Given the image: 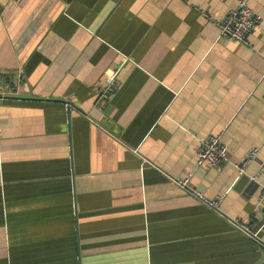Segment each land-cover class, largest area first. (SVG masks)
<instances>
[{
  "label": "crops",
  "instance_id": "0c3cea01",
  "mask_svg": "<svg viewBox=\"0 0 264 264\" xmlns=\"http://www.w3.org/2000/svg\"><path fill=\"white\" fill-rule=\"evenodd\" d=\"M238 1L0 0V264L264 262V23L223 37ZM110 67L120 87L98 105ZM210 135L220 168L197 164Z\"/></svg>",
  "mask_w": 264,
  "mask_h": 264
},
{
  "label": "built area",
  "instance_id": "2783aa9c",
  "mask_svg": "<svg viewBox=\"0 0 264 264\" xmlns=\"http://www.w3.org/2000/svg\"><path fill=\"white\" fill-rule=\"evenodd\" d=\"M263 23V16L251 7L250 0H239L237 5L232 7L223 19L217 21L223 37L229 41L239 42L242 44H247L250 34L259 29ZM7 77L8 72L2 73L1 84L3 83L4 88H0V105L6 100L8 94H10L6 92L5 89L9 88L12 90L13 88ZM22 78L23 74L20 72L17 80H22ZM17 80L15 79L14 84ZM119 87L120 80L118 69L111 67L108 68L104 74V78L98 86V105L107 103L111 100L118 91ZM257 156L258 149L251 150V152L239 164H237L236 167L238 172L240 174H245L248 166ZM228 161L229 154L227 147L222 141L220 135H210L201 141L198 148L197 160V164L199 166L209 163L213 167L220 168ZM177 183L208 208L218 213H222L221 204L223 200L221 196L215 198L206 196L203 192L190 186L189 177L187 176L184 179H177ZM257 205L264 208V186L260 189V196ZM233 220L242 231L244 230L250 235L255 233L256 237L254 238L260 239L258 234L254 232L252 223H244V221L239 218Z\"/></svg>",
  "mask_w": 264,
  "mask_h": 264
},
{
  "label": "rangeland",
  "instance_id": "374dc122",
  "mask_svg": "<svg viewBox=\"0 0 264 264\" xmlns=\"http://www.w3.org/2000/svg\"><path fill=\"white\" fill-rule=\"evenodd\" d=\"M252 7V6H251ZM253 8V7H252ZM111 68H113V67H111ZM107 70V69H106ZM21 71H17L16 72V75H15V77H14V79H18V76H19V73H20ZM106 72V71H105ZM105 74V73H104ZM104 78V77H103ZM20 80H17L16 81V84H18V82H19ZM6 88V87H5ZM7 89V91H8V93H12V90L11 89H9V88H6ZM222 139V138H221ZM200 146V145H199ZM199 148V147H198ZM253 149H257L256 147L255 148H253ZM253 149H251V150H253ZM251 152V151H250ZM249 152V153H250ZM248 153V154H249ZM247 154V155H248ZM206 164V163H205ZM199 166V165H198ZM191 175H192V173H186V175H185V177H183V178H181V179H184V178H186V176L187 177H189V182H190V178H191ZM176 182H177V180H176ZM179 185V184H178ZM222 197V200L224 199V197L223 196H221ZM223 203V202H222ZM221 207H222V204H221ZM222 213H223V210H222ZM233 219H237V218H233ZM244 221V223H248L249 222V224H251V222H250V220L249 219H247V220H243ZM244 231V230H243ZM247 235H249V236H251V237H256V235H255V233L254 234H249V233H247L246 231H244ZM255 232V231H254ZM257 233V232H256ZM258 234V233H257ZM260 238V237H259Z\"/></svg>",
  "mask_w": 264,
  "mask_h": 264
},
{
  "label": "water",
  "instance_id": "95a60500",
  "mask_svg": "<svg viewBox=\"0 0 264 264\" xmlns=\"http://www.w3.org/2000/svg\"><path fill=\"white\" fill-rule=\"evenodd\" d=\"M262 264H264V262Z\"/></svg>",
  "mask_w": 264,
  "mask_h": 264
}]
</instances>
